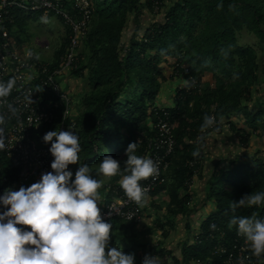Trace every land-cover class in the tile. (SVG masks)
Masks as SVG:
<instances>
[{
  "label": "trees",
  "instance_id": "trees-1",
  "mask_svg": "<svg viewBox=\"0 0 264 264\" xmlns=\"http://www.w3.org/2000/svg\"><path fill=\"white\" fill-rule=\"evenodd\" d=\"M91 2L94 17L83 42L87 63L82 66L86 53L82 50L79 68L72 72L87 84L86 91L77 96L70 126L78 134L81 145L77 164L71 169L73 178L78 166L86 163L90 174L103 181L97 191L103 192L108 201L107 185L120 186L119 180L126 174L124 161L128 144L137 142L136 154L147 157V142L154 135L158 118L156 110L161 108L156 101L162 84L183 73L181 76L186 80L192 76L196 84L188 86L189 91H180L177 106L167 109L172 115L171 121L175 122V152L169 158L164 182L146 197L156 198L165 192V212L174 217L188 216L193 211L188 204L191 200L180 192L188 189L185 184L192 174L188 162L196 158L193 151L204 146L205 137L203 140L199 137L205 114L229 120L243 147L248 144L249 134L230 119L241 116L245 127L264 136V65L260 64L256 46L239 43L240 35L246 32L257 39L258 45L264 46V0ZM18 12H13L14 20ZM131 17L135 30L127 38ZM154 17H160V21ZM143 19H147V25L143 26ZM69 33L67 28V35L49 64L51 68L60 65ZM126 48L128 51L124 53ZM183 68L189 73L184 74ZM61 117L59 111L54 124L36 134L40 144H45L41 139L44 133L58 130ZM104 155L120 162L118 174L111 178L96 172ZM18 175L19 168L0 152V193L12 186ZM204 187L203 203L211 204L214 210L202 221L200 233L192 244L182 248L181 259H174V264L197 260L220 263L225 258L214 256L215 247L225 242L231 249L236 236L235 226H228L231 217L255 214L264 218V205L235 210L229 207L246 193L264 190V159L244 155L230 162H216ZM114 222L119 225L122 220ZM125 223V229L135 227V223ZM165 226L163 221L158 224L161 229ZM167 234L163 232L164 236ZM143 249H148L149 254H158L155 247Z\"/></svg>",
  "mask_w": 264,
  "mask_h": 264
},
{
  "label": "clouds",
  "instance_id": "clouds-1",
  "mask_svg": "<svg viewBox=\"0 0 264 264\" xmlns=\"http://www.w3.org/2000/svg\"><path fill=\"white\" fill-rule=\"evenodd\" d=\"M47 22V17H40ZM33 53L28 52L31 57ZM15 78L0 80V99L8 97L15 86ZM29 103L31 96L26 97ZM15 115L17 108L7 105ZM5 116L0 114V152L8 150L3 127ZM216 118L205 114L200 125L201 133L213 128ZM49 130L41 137L51 142L48 149L54 158L53 171L41 173L40 179L18 190L7 188L0 193V264H134V254L124 253L120 247L109 246L112 224L101 216L97 191L102 180L94 178L89 166L80 164L74 173L69 165L77 164L81 151L78 134L71 130ZM55 138V139H53ZM203 136L199 137L203 140ZM137 142L125 149V172L119 185L126 197L137 205L146 203L147 197L140 181L159 175L156 162L150 157L136 154ZM195 157L199 149L193 151ZM120 162L104 155L96 168L97 174L111 178L118 174ZM264 190L242 195L229 207H261ZM111 215V212L106 213ZM29 226L27 228L21 226ZM229 228L235 226L236 234L244 238L251 255L264 258V218L233 216ZM214 227V225H213ZM141 264H162L153 254H145Z\"/></svg>",
  "mask_w": 264,
  "mask_h": 264
},
{
  "label": "built area",
  "instance_id": "built-area-1",
  "mask_svg": "<svg viewBox=\"0 0 264 264\" xmlns=\"http://www.w3.org/2000/svg\"><path fill=\"white\" fill-rule=\"evenodd\" d=\"M15 10L56 17L70 30L69 40L58 67L51 68L47 63L26 59L14 50L7 26L12 24ZM93 17L94 6L91 0H0V80L6 81L9 77H14L16 81L9 96L0 99V114L5 116L3 127L8 144V150L4 151V154L19 168L17 181L8 187L12 190H18L21 185L27 187L38 181L41 173L53 171L50 163L54 158L48 151L51 142L40 144L36 134L41 129L53 125L59 111L62 117L57 131L67 130L73 124L74 99L62 85L60 78L79 68L80 50ZM127 51L126 48L124 53ZM183 69L184 74L189 73L187 68ZM186 81L184 89L189 91L188 86L196 84V80L191 76L190 80ZM28 95L33 102L27 101ZM9 103L17 108L15 115L8 111ZM167 109L161 107L156 110L158 118L155 132L147 142V157L157 163L159 175L155 179L149 177L140 181L145 194L164 182V176L170 166L169 158L175 152V122L171 121L172 115ZM211 116L216 118L215 114ZM225 128L231 129L229 120L216 118L214 127L201 133V136L206 138L208 134H220ZM203 160L202 145L199 155L188 162L192 174L186 181L187 188L192 186L198 176ZM120 188L118 185H107L106 191L110 194V199L101 203L102 218L106 221L121 219L124 222L139 224L144 215L142 205H137L126 197ZM109 212L111 215H106ZM211 227L213 228V225ZM214 256L220 259L224 257L225 260L220 263L209 260L211 264H259V259L251 255L244 238L237 234L231 249L222 242L215 247Z\"/></svg>",
  "mask_w": 264,
  "mask_h": 264
},
{
  "label": "crops",
  "instance_id": "crops-1",
  "mask_svg": "<svg viewBox=\"0 0 264 264\" xmlns=\"http://www.w3.org/2000/svg\"><path fill=\"white\" fill-rule=\"evenodd\" d=\"M40 17L42 16L39 14L37 15L25 13L22 11L18 12L16 18L17 20H14L11 26L7 29L8 35L12 40V46L16 52L17 50L14 45V38L17 34V30L15 31V28H19L21 26L26 27L29 24L32 25L35 22L40 21ZM50 17L48 16L47 19H49ZM57 21L62 24L63 30L61 29V26L57 23ZM57 21H50L49 24H47L48 28L44 30L43 34L45 35V37L49 38V40H61L67 35V27L65 26V24L60 19H57ZM145 22H147V20H145ZM134 30L135 27H131L128 30L129 34L127 33L126 37L130 38V35ZM30 34H33V36H30V40H35V34L33 32H30ZM125 41L128 42L129 40ZM56 52L57 51H55L53 54L55 55ZM80 52H82V48ZM54 55L52 56L53 58ZM83 57H85V55ZM29 60L50 64V59L43 61L36 58H31ZM170 72L171 69L168 73H166L169 75ZM71 74L72 72H67L61 77V79L63 81L64 88L71 94L72 98L76 102L77 96L86 91L87 84L86 81H83L80 77H71ZM186 84L187 81L185 77L181 75L175 76L174 80L163 83L157 96V105L165 108L175 107L178 101V94L184 89ZM230 120L232 122L234 121L233 123L236 125V127L243 129L249 134L247 147L250 145V147L252 148V153L250 155L244 153V151L246 150H242L244 148L240 147V142L236 134H233L227 129H224L220 134H208L204 141V160L201 164L200 172L194 180L192 186L187 190L180 192L181 196L187 194L188 197H190L191 201L189 202V208L193 211H191L190 215L188 216L174 217L165 212V202L167 198V194L165 192L162 193L161 196L156 198L147 197L146 203L142 204L144 212L143 219L139 224H135V227L133 229H136V227L148 228L151 227V225L155 224V222L159 224L161 221H163L166 226L164 227V229H161L160 227H158V225H156L155 228L158 227L159 231L158 237L155 234L143 235L141 240L142 245L137 244L139 246L135 245L133 249L129 250V253H133L134 256L136 255L134 264H139L142 261L145 253H148L146 252L148 249H143V247H155L158 250V254L156 253L155 255H153L159 258L162 264H174V259H181L182 248L194 242L195 238L200 233L202 221L205 220L209 215H211L214 210L211 204L203 203V195L205 189L204 183L209 174L213 171L216 162H219L221 160L230 162L236 157H242L244 155H247L248 157L255 160L264 159V136H260L258 133L252 132L250 129L245 127L241 116L238 118H232ZM104 192L106 193V191ZM99 194L100 204H98V207L101 209V203L105 202L106 200L103 192L99 191ZM157 205H159L160 209H158L159 207H156ZM114 220L109 221V223L112 224V227L118 225V223H115ZM167 220L169 221L167 222ZM121 223L118 226L124 227L125 223ZM140 231L142 232V234L144 233L142 230ZM164 231L168 232L167 236L163 235ZM110 235L111 233L109 234V237ZM155 238H157V240ZM141 253L142 255H140ZM197 261H192L189 264H211L209 261L200 263H198ZM259 264H264V258L259 259Z\"/></svg>",
  "mask_w": 264,
  "mask_h": 264
},
{
  "label": "rangeland",
  "instance_id": "rangeland-1",
  "mask_svg": "<svg viewBox=\"0 0 264 264\" xmlns=\"http://www.w3.org/2000/svg\"><path fill=\"white\" fill-rule=\"evenodd\" d=\"M154 18L158 22L160 21V17H154ZM57 19L58 18H56V17H50L49 19H47V22H43L40 20L38 22H35L32 25L29 24L26 27L21 26L19 28H15V31L17 30L16 35H18V36L15 35V38H14L15 39L14 45H15L17 52L22 57H24L26 59L36 58L38 60H43V61L50 59V63H51L52 60L54 59L52 57L54 55L53 53L59 49L61 43H63L65 38H63L61 40H49V38L45 37V35L43 33H44V30H46L48 28L47 24H49V22L52 20L57 21ZM143 20L145 23V24L143 23V26H144V25H146L145 20H147V19H143ZM57 23L61 26V29H62V24H60L59 21H57ZM132 25H134V23H133L132 17H131L129 20V24H128V30L131 27H134ZM30 32H33L35 34V37H34V38H36L35 40H30V36L31 35L33 36V34H30ZM239 43L241 46H245V45L256 46L258 51H259V55H260V58H259L260 64L264 65V46L258 45L257 39L254 36H251L248 33L243 32L240 35ZM82 50H83V52H86L85 57H83V59H82L83 60L82 66H84L87 63L88 54H87V50H86L85 46L82 47ZM29 51H31L33 53V55L31 57L28 56ZM73 76L75 78L76 75L71 74V77H73ZM205 78L206 77H204V79ZM204 79H203V81H206ZM60 81L63 85V81L61 78H60ZM74 104H75V106H74L73 110H75V108H76V102L75 101H74ZM72 117L74 118V116H72ZM225 129L229 130L228 128H225ZM229 131H231L233 134L235 133L231 129ZM237 138L239 139L240 137L237 136ZM240 147L244 148L242 150H246V151H244V153H247L249 155L252 153V151H251L252 148L250 147V145L248 147L247 146L243 147L240 144ZM120 158H122V156ZM73 166H74V164L70 165V167H69L70 170L73 168ZM156 225H158V224L155 222V224L151 225V227H148V228H146V227L137 228L136 227V229H128V227H127V229H125L124 227H120V226L116 225L110 229L111 235L109 237V239H110L109 246L120 247L123 250V252L127 254V253H129V250L133 249V247L135 245H137V244L142 245L141 240H142L143 235L155 234L158 237L159 231H158V227L155 228ZM140 230H142L144 233L142 234V232ZM155 239L157 240V238H155ZM135 256H134V262L136 260Z\"/></svg>",
  "mask_w": 264,
  "mask_h": 264
}]
</instances>
